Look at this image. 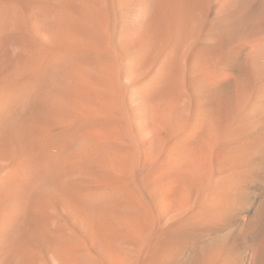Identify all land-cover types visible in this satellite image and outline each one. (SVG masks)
Wrapping results in <instances>:
<instances>
[{
  "label": "bare ground",
  "instance_id": "bare-ground-1",
  "mask_svg": "<svg viewBox=\"0 0 264 264\" xmlns=\"http://www.w3.org/2000/svg\"><path fill=\"white\" fill-rule=\"evenodd\" d=\"M0 264H264V0H0Z\"/></svg>",
  "mask_w": 264,
  "mask_h": 264
}]
</instances>
